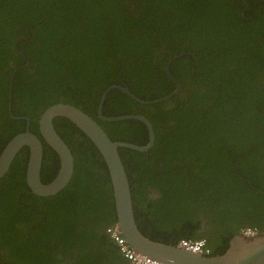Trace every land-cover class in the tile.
<instances>
[{
  "label": "trees",
  "instance_id": "obj_1",
  "mask_svg": "<svg viewBox=\"0 0 264 264\" xmlns=\"http://www.w3.org/2000/svg\"><path fill=\"white\" fill-rule=\"evenodd\" d=\"M144 106L110 91L102 115H140L152 125L146 153L119 149L135 221L150 240H204L222 254L239 232H264V0H0V154L25 131L43 144L41 181L58 156L38 120L70 104L112 142L144 146L139 121L97 119L103 92L128 88ZM54 128L74 173L53 197L27 187L24 147L0 181V264H129L107 234L116 215L109 171L70 121ZM158 195L157 199L153 196ZM205 224V227L201 226ZM202 231H204L202 233Z\"/></svg>",
  "mask_w": 264,
  "mask_h": 264
},
{
  "label": "water",
  "instance_id": "obj_2",
  "mask_svg": "<svg viewBox=\"0 0 264 264\" xmlns=\"http://www.w3.org/2000/svg\"><path fill=\"white\" fill-rule=\"evenodd\" d=\"M181 56L173 58L166 66L167 75L175 84V90L171 94L157 100L143 101L136 98L128 88L113 85L108 87L100 98L97 119L105 123L126 120H135L143 123L148 131V142L144 146L126 142H112L94 119L75 106L58 103L47 107L38 120L39 134L44 143L55 152L60 162L57 175L47 184H43L41 181L43 162V144L41 140L30 132V121L28 118H15L12 116L11 86L14 79L13 75L9 83L8 111L12 119L25 120L26 128L24 132L15 135L9 141L0 154V181L6 176L20 151L27 147L29 149V157L25 180L31 193L38 197L48 198L62 192L72 180L74 173L72 153L53 125L55 119L64 118L76 126L92 142L103 158L109 171L112 185L116 215L115 227L130 249L160 264H264V232L255 233L245 230L236 233L229 240L228 247L222 254L208 256L209 254L207 255L206 253H196L184 249L180 246V243L174 246L150 240L140 232L136 225L130 184L119 155V149L123 148L140 153L148 152L155 142L154 130L151 123L143 116L126 115L108 118L102 115V108L108 93L113 90L121 92L136 103L144 106L168 101L179 91V85L170 75L169 66ZM155 196L158 197L156 194ZM201 225L203 226L204 224L201 223ZM107 234L109 235L108 232Z\"/></svg>",
  "mask_w": 264,
  "mask_h": 264
},
{
  "label": "built area",
  "instance_id": "obj_3",
  "mask_svg": "<svg viewBox=\"0 0 264 264\" xmlns=\"http://www.w3.org/2000/svg\"><path fill=\"white\" fill-rule=\"evenodd\" d=\"M107 232L109 233L110 237L116 242V244L119 246V251L121 255L129 262V264H160L130 249L120 237L119 232L115 226L107 229ZM180 246L184 249L196 253L206 252L205 243L202 240L195 242L183 240L180 242Z\"/></svg>",
  "mask_w": 264,
  "mask_h": 264
},
{
  "label": "flooded vegetation",
  "instance_id": "obj_4",
  "mask_svg": "<svg viewBox=\"0 0 264 264\" xmlns=\"http://www.w3.org/2000/svg\"><path fill=\"white\" fill-rule=\"evenodd\" d=\"M140 116V115H139ZM30 130V129H29ZM43 163V162H42ZM153 198L154 199H157V196H153ZM204 224V223H203ZM202 226V225H201ZM203 227H205V224L203 225ZM204 231H202V233H203ZM205 253H207V255L210 253V251H209V249L206 247V252Z\"/></svg>",
  "mask_w": 264,
  "mask_h": 264
},
{
  "label": "clouds",
  "instance_id": "obj_5",
  "mask_svg": "<svg viewBox=\"0 0 264 264\" xmlns=\"http://www.w3.org/2000/svg\"><path fill=\"white\" fill-rule=\"evenodd\" d=\"M109 237H110V235H109ZM110 238H111V237H110ZM111 239H112V238H111ZM112 240H113V239H112ZM113 241H114V240H113ZM181 241H183V240H181ZM181 241H180V242H181ZM186 241H188V240H186ZM196 241H199V240H196ZM202 241H204V240H202ZM114 242H115V241H114ZM180 242H179V243H180ZM191 242H195V241H191ZM204 243H205V241H204ZM205 247H206V243H205ZM206 254H207V253H206ZM127 262H128V261H127ZM128 263H129V262H128Z\"/></svg>",
  "mask_w": 264,
  "mask_h": 264
}]
</instances>
